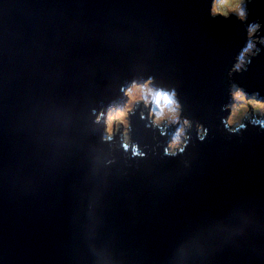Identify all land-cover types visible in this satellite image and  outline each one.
Here are the masks:
<instances>
[{"label": "water", "instance_id": "1", "mask_svg": "<svg viewBox=\"0 0 264 264\" xmlns=\"http://www.w3.org/2000/svg\"><path fill=\"white\" fill-rule=\"evenodd\" d=\"M247 10L0 0V264H264V115L233 126L228 106L233 84L264 97V0ZM149 75L191 123L172 152L182 121L163 130L155 104L108 135Z\"/></svg>", "mask_w": 264, "mask_h": 264}, {"label": "rangeland", "instance_id": "2", "mask_svg": "<svg viewBox=\"0 0 264 264\" xmlns=\"http://www.w3.org/2000/svg\"><path fill=\"white\" fill-rule=\"evenodd\" d=\"M241 14L245 19L248 15L247 0H215V13ZM259 24L251 23L249 39L246 49H242L238 55L235 69L245 67L249 57L258 50ZM234 92L232 103L234 107L230 116L233 126H237L246 116L251 117L255 112L264 115V97L252 99L249 92L242 91V86L233 84ZM246 93V94H245ZM248 94V96H247ZM140 103H151L149 106L154 123L163 124V130L167 128V121H182L175 137H169L170 152L181 148L187 138L186 127L190 124L189 118L184 114L177 92L164 85L153 83L151 75L135 78L126 86V103L110 105L108 117V135L121 128V122L125 124L126 138H129L130 112Z\"/></svg>", "mask_w": 264, "mask_h": 264}, {"label": "trees", "instance_id": "3", "mask_svg": "<svg viewBox=\"0 0 264 264\" xmlns=\"http://www.w3.org/2000/svg\"><path fill=\"white\" fill-rule=\"evenodd\" d=\"M242 88H243V89H241V90H242V91H245L244 87H242ZM245 94H246V93H245ZM252 95H253V96H251L252 99H254V98L257 99V98H258V97H257V96H258L257 93H254V94H252ZM247 96H248V94H247ZM106 122H107V119H106Z\"/></svg>", "mask_w": 264, "mask_h": 264}, {"label": "bare ground", "instance_id": "4", "mask_svg": "<svg viewBox=\"0 0 264 264\" xmlns=\"http://www.w3.org/2000/svg\"><path fill=\"white\" fill-rule=\"evenodd\" d=\"M134 121V117H133V119H132V122ZM191 124V123H190ZM186 132H187V130H186ZM182 147H183V145H182Z\"/></svg>", "mask_w": 264, "mask_h": 264}, {"label": "clouds", "instance_id": "5", "mask_svg": "<svg viewBox=\"0 0 264 264\" xmlns=\"http://www.w3.org/2000/svg\"><path fill=\"white\" fill-rule=\"evenodd\" d=\"M245 92H246V91H245ZM242 120H243V119H242ZM241 122H242V121H241ZM241 122H240V123H241ZM237 125H238V124H237Z\"/></svg>", "mask_w": 264, "mask_h": 264}]
</instances>
